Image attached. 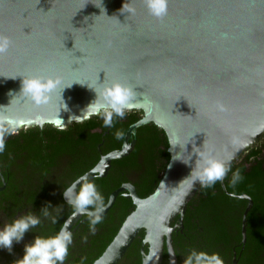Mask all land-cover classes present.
<instances>
[{
	"label": "water",
	"instance_id": "1",
	"mask_svg": "<svg viewBox=\"0 0 264 264\" xmlns=\"http://www.w3.org/2000/svg\"><path fill=\"white\" fill-rule=\"evenodd\" d=\"M0 36L12 41L0 56V117L19 125L17 131L65 130L99 114L88 106L106 87L132 90L125 111L140 118L127 126L118 149L81 176L104 177L112 160L131 152L136 129L149 123L163 132L168 160L146 197L125 183L109 193L101 218L117 195L130 199L133 210L92 264H117L140 231L139 264H160L163 252L166 264H176L171 234L182 228L186 204L202 184L192 171L210 157L237 163L264 137V0H168L163 19L144 0H0ZM32 77L62 83L36 105L22 92L23 79ZM234 197L246 202L243 245L252 202ZM62 200L69 205L63 193ZM93 218L73 210L58 232L67 225L72 233Z\"/></svg>",
	"mask_w": 264,
	"mask_h": 264
},
{
	"label": "trees",
	"instance_id": "2",
	"mask_svg": "<svg viewBox=\"0 0 264 264\" xmlns=\"http://www.w3.org/2000/svg\"><path fill=\"white\" fill-rule=\"evenodd\" d=\"M140 116L138 112L125 111L124 118L113 115L112 126L106 127L104 112H101L81 124H71L65 130L44 125L41 129L21 130L17 131V134L18 137H22L21 147L23 151L28 152L33 166H45L44 171H49L52 170L55 158L63 156L62 172L66 188L91 169L100 155L118 149L125 129ZM6 135L8 140L12 138V135ZM9 146V141L5 142V147ZM166 148L163 132L153 124L137 128L131 152L119 160H112L104 177H94L89 181L101 195L103 205L109 193L126 182L134 187L139 198L152 193L168 160ZM262 150L264 148L248 150L243 161L230 165L231 170L223 179V184L226 192L233 197L223 193L216 182L211 187L201 184L187 202L182 217V228L171 234L176 264H184L193 251L204 252L209 256L218 254L223 264H231L232 252H235L236 264H264V169H261L264 156L257 160ZM237 170L242 179L233 185V174ZM132 173L137 175L133 180L129 178ZM80 187L77 188V192ZM240 194L248 196L252 202L245 216L243 245L240 244V219L246 202L234 197ZM64 206L65 212L50 229V237L57 234L62 221L73 210L67 204ZM90 209L95 210V206ZM132 210L130 199L117 195L111 208L95 225L94 231L92 219L77 225V228H83L86 232L84 243L89 245L87 250L89 262L102 253ZM142 236L143 232L140 231L117 264L140 263L139 246ZM160 264H166L165 252L162 254Z\"/></svg>",
	"mask_w": 264,
	"mask_h": 264
},
{
	"label": "clouds",
	"instance_id": "3",
	"mask_svg": "<svg viewBox=\"0 0 264 264\" xmlns=\"http://www.w3.org/2000/svg\"><path fill=\"white\" fill-rule=\"evenodd\" d=\"M145 6L149 13L157 19H163L167 14L168 0H144ZM12 46V41L7 36H0V56L6 54L9 48ZM60 78H43L32 77L23 79L22 92L29 97L36 105L47 103L50 96L61 85ZM64 90H62L63 93ZM61 93V94H62ZM11 95V93H10ZM132 90L128 87L114 83L109 87H106L100 94V100L96 99L91 103L88 108H92L93 114H98L101 111L104 112V124L106 127L112 126L113 115L124 118L125 110L130 107V100L132 99ZM102 100V102H101ZM65 111H67V105L64 103ZM87 108V109H88ZM74 117H70V121ZM8 127H4V125ZM19 125L6 117H0V153L5 149V134H16ZM202 167L198 170L192 171L191 175L194 180L200 181L207 187L214 186L216 182L223 181L227 173L231 170L230 164L226 165L225 161L207 158L202 161ZM239 170L233 174L232 183L241 180ZM77 184L81 187L79 191H76ZM125 188H131L132 185L125 183ZM231 195V194H230ZM63 196L67 203L74 208V215H88L94 217L91 220L93 226L92 230H95V225L101 221V213L105 210L102 202L101 195L97 192L93 183L87 182V176L79 177L70 187L64 192ZM99 202V206H97ZM95 206L94 211H89L91 207ZM49 204L43 208V215L48 216ZM40 223L39 218L32 214L22 216L15 219L11 224L5 225L0 230V248L7 249L9 253L12 251L13 242L19 243L25 233L29 232L30 228L36 227ZM72 243V234L67 230V225L62 227L60 231L53 237L40 238L36 237L34 242L25 245L24 256L22 259L16 261V264H63L69 253V245ZM171 264H175V260L171 261ZM184 264H223L222 259L218 254L209 256L204 252L197 253L193 251L191 255L185 260Z\"/></svg>",
	"mask_w": 264,
	"mask_h": 264
},
{
	"label": "flooded vegetation",
	"instance_id": "4",
	"mask_svg": "<svg viewBox=\"0 0 264 264\" xmlns=\"http://www.w3.org/2000/svg\"><path fill=\"white\" fill-rule=\"evenodd\" d=\"M4 140L5 142L9 141L10 146L5 147L4 151L0 153V230L15 219L28 214H32L40 220L36 227L30 228L29 232L25 233L19 243L13 242L11 253L7 249L0 248V264H16V261L24 256L25 245L33 243L36 237H50V229L55 226L57 220L65 212L64 205L66 204L62 200V193L72 182L66 188L64 187L63 156L55 158L56 163L54 162L52 170L44 171L45 166L32 165V159L28 156V152L23 151L21 147L23 139L18 137L17 132L9 140L5 134ZM261 148H264V137L253 149ZM246 154L247 152L237 163L243 161ZM260 156L257 157V160L259 158L261 160L264 156V150L261 151ZM261 169H264V161ZM135 177L137 175L133 173L129 176L131 180ZM49 204L51 205L48 208L49 215L44 216L43 208ZM77 225L71 233L72 243L69 245V253L63 264H92L95 259L91 262L87 260L89 245L84 243L86 232L83 228H77Z\"/></svg>",
	"mask_w": 264,
	"mask_h": 264
}]
</instances>
